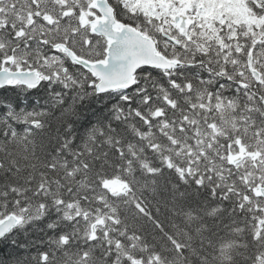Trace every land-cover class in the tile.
Instances as JSON below:
<instances>
[{"label":"snow or ice","instance_id":"snow-or-ice-1","mask_svg":"<svg viewBox=\"0 0 264 264\" xmlns=\"http://www.w3.org/2000/svg\"><path fill=\"white\" fill-rule=\"evenodd\" d=\"M0 264H264V0H0Z\"/></svg>","mask_w":264,"mask_h":264},{"label":"trees","instance_id":"trees-1","mask_svg":"<svg viewBox=\"0 0 264 264\" xmlns=\"http://www.w3.org/2000/svg\"><path fill=\"white\" fill-rule=\"evenodd\" d=\"M161 219H163V217H161Z\"/></svg>","mask_w":264,"mask_h":264}]
</instances>
